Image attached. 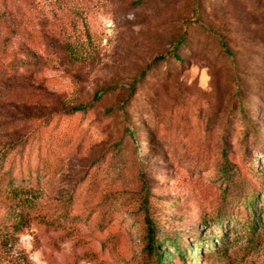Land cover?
Returning a JSON list of instances; mask_svg holds the SVG:
<instances>
[{"label":"rangeland","instance_id":"obj_1","mask_svg":"<svg viewBox=\"0 0 264 264\" xmlns=\"http://www.w3.org/2000/svg\"><path fill=\"white\" fill-rule=\"evenodd\" d=\"M65 123L66 170L28 176ZM263 184L264 0H0V264H29L25 230L44 264H156L147 217L163 264H264Z\"/></svg>","mask_w":264,"mask_h":264},{"label":"trees","instance_id":"obj_2","mask_svg":"<svg viewBox=\"0 0 264 264\" xmlns=\"http://www.w3.org/2000/svg\"><path fill=\"white\" fill-rule=\"evenodd\" d=\"M199 2V0H195V5H197ZM202 29H204L205 31H207L216 41L217 44L219 45V47L221 48V50L223 51V53L228 57V58H234L233 53L229 50V48L227 47L226 42L219 36L216 34V32L212 29H209L205 26L201 27ZM185 40V36L182 35L180 37V39L178 40V42L175 44L174 48L168 52L167 55L165 56H159L156 57L153 61L152 64H150L148 66V69L151 70L153 66H155V64L157 63H162L165 62L166 60H168L170 57H172L175 62L177 63H182L181 58L178 55V50L183 46L184 41ZM146 75L143 73L142 77H145ZM237 94H240V89L237 88ZM239 95H237L238 97ZM100 100V95H96L94 98V101ZM88 112V107H84V106H80L77 108H73V109H68L65 110L64 114L66 117L67 116H72V115H76V114H80V113H87ZM49 127L48 124L45 125V129ZM54 129L51 130V132H53ZM73 133L74 130L72 129V126L70 124H64L63 126L60 127L59 131L53 133V136H50L49 139L50 141H48L47 143H44V147H39L38 148V152H41L45 150V158H42L41 154H39V165L41 166H37L36 169H31L28 166H26V174H32L33 171L35 172H40L42 171L43 173H45V177L49 176V175H53L54 173H57L59 171H63L66 170L67 167V162H66V156L71 153L72 148H74L71 144H72V140H73ZM129 135L131 137L132 140H135V135H134V131L130 130L129 131ZM34 141L36 142V139H34ZM42 144H40L39 146H41ZM42 145V146H43ZM121 147L118 145L116 147V152L113 156L110 157V162H108V165L106 167V182L111 185L114 184L118 179H120L123 176V164L121 162V158H120V153H121ZM140 160H142V157H139ZM100 166V165H99ZM9 178V181L11 182L13 180V178L11 177H7V179ZM32 179H29V181ZM143 186H145L143 184ZM262 188L264 189V184L261 185ZM146 187V186H145ZM72 193H68L65 198H64V204L65 206H68L69 204L72 205L74 204L77 199L75 200V198L71 195ZM151 195L148 189L144 190V194L141 198V206L145 212V214L148 215V213L150 212V208H151V199H150ZM64 204L62 206H64ZM67 208V207H66ZM248 207H244V209L246 210ZM60 214V213H59ZM59 216V215H58ZM80 216H70L69 211L66 209V211L62 214V218L59 216L58 219L62 220V221H49L46 222V224L48 225H54L57 228H62V229H68L69 228V223H67V221L69 220H77L79 219ZM247 217V215H246ZM222 220V219H220ZM64 222V223H62ZM65 223H67V225H65ZM146 223H147V250L149 251V253H151L152 255H155L156 258V264H163V262H165L167 259L169 258H173V256H168V258H164L163 253H161L159 251V247H158V238H157V227L155 225V223L153 221H151L148 217L146 218ZM160 231V230H159ZM160 233V232H159ZM169 238V237H168ZM177 237H175V239H167L169 240V242L172 244L173 248L176 249L177 255L179 256V258H181L184 262L187 251L183 248L180 247L179 244H176L175 240Z\"/></svg>","mask_w":264,"mask_h":264},{"label":"clouds","instance_id":"obj_3","mask_svg":"<svg viewBox=\"0 0 264 264\" xmlns=\"http://www.w3.org/2000/svg\"><path fill=\"white\" fill-rule=\"evenodd\" d=\"M60 247L71 251V241H64ZM16 250H23L27 254L29 264H44L41 251L39 249L32 250V236L29 234L28 230L17 233V242L13 251L15 252Z\"/></svg>","mask_w":264,"mask_h":264}]
</instances>
